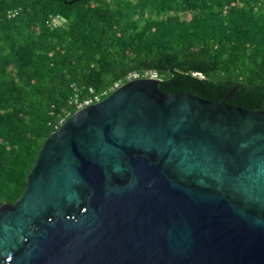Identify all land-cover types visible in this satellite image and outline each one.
<instances>
[{
	"label": "water",
	"instance_id": "obj_1",
	"mask_svg": "<svg viewBox=\"0 0 264 264\" xmlns=\"http://www.w3.org/2000/svg\"><path fill=\"white\" fill-rule=\"evenodd\" d=\"M127 80L41 144L0 264H264V109Z\"/></svg>",
	"mask_w": 264,
	"mask_h": 264
},
{
	"label": "trees",
	"instance_id": "obj_2",
	"mask_svg": "<svg viewBox=\"0 0 264 264\" xmlns=\"http://www.w3.org/2000/svg\"><path fill=\"white\" fill-rule=\"evenodd\" d=\"M146 71L166 92L264 109V0H0V205L74 99Z\"/></svg>",
	"mask_w": 264,
	"mask_h": 264
},
{
	"label": "built area",
	"instance_id": "obj_3",
	"mask_svg": "<svg viewBox=\"0 0 264 264\" xmlns=\"http://www.w3.org/2000/svg\"><path fill=\"white\" fill-rule=\"evenodd\" d=\"M50 23L53 27H56L58 25H62L64 23H66V19L65 17L63 16H55V17H51L50 18ZM139 77H152V78H157V74L155 71H146L144 73L143 76H140L139 74L137 73H131L128 75V80L130 79H135V78H139ZM120 85V83H115L114 86L109 89V93L114 90L116 87H118ZM90 91L92 92V89L90 88ZM107 91H103L102 93H98V94H92V96H89L87 98H84L83 100L81 101H78L77 99H74L73 102L77 108V110L85 107V106H88L90 104H93L95 102H99L100 100H102V97L105 95H108L109 94ZM63 123V120L60 121V124Z\"/></svg>",
	"mask_w": 264,
	"mask_h": 264
}]
</instances>
